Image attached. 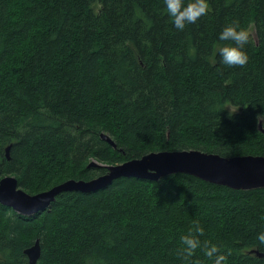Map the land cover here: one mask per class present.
Returning a JSON list of instances; mask_svg holds the SVG:
<instances>
[{
	"label": "trees",
	"instance_id": "obj_1",
	"mask_svg": "<svg viewBox=\"0 0 264 264\" xmlns=\"http://www.w3.org/2000/svg\"><path fill=\"white\" fill-rule=\"evenodd\" d=\"M208 3L180 31L164 0H0V180L37 194L107 173L92 161L165 150L264 156V0ZM231 23L251 33L244 67L219 55ZM195 220L204 235L185 261L177 253ZM260 232L264 188L119 178L61 193L31 216L0 203V264H30L25 250L38 239L37 264H214L204 241L224 264H264L250 254H264L253 247Z\"/></svg>",
	"mask_w": 264,
	"mask_h": 264
},
{
	"label": "water",
	"instance_id": "obj_2",
	"mask_svg": "<svg viewBox=\"0 0 264 264\" xmlns=\"http://www.w3.org/2000/svg\"><path fill=\"white\" fill-rule=\"evenodd\" d=\"M260 129L263 131L262 122ZM101 138L116 148L115 142L108 134L102 133ZM9 150L10 148L6 149L7 158H10ZM89 167H105L107 173L89 181L70 179L37 194H30L19 187L14 176L3 177L0 180V203L17 213L31 216L48 209L57 196L64 192L89 193L103 189L119 178L159 181L173 174H188L234 190L264 188V156L223 157L199 150H165L151 152L122 164L102 165L92 161ZM252 253L264 257L258 250H251L250 254ZM25 254L30 264H37L41 256L40 240L25 250Z\"/></svg>",
	"mask_w": 264,
	"mask_h": 264
},
{
	"label": "clouds",
	"instance_id": "obj_3",
	"mask_svg": "<svg viewBox=\"0 0 264 264\" xmlns=\"http://www.w3.org/2000/svg\"><path fill=\"white\" fill-rule=\"evenodd\" d=\"M165 12L170 17L176 29L183 31L186 25L196 23L209 11L208 0H164ZM251 33L239 23H231L225 26L219 35L221 41L231 42L219 48V55L224 65L229 68L244 67L249 56L244 51V46L250 43ZM204 235V228L199 220L192 223L187 234L181 237L183 248L178 250V256L188 261L195 251L201 247L200 236ZM257 243L253 247H264V232L257 235ZM204 253L209 259L214 258V264H224L227 256L220 254L219 246L209 241L203 242Z\"/></svg>",
	"mask_w": 264,
	"mask_h": 264
}]
</instances>
